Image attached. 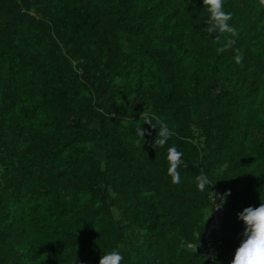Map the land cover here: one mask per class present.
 <instances>
[{"label": "trees", "instance_id": "1", "mask_svg": "<svg viewBox=\"0 0 264 264\" xmlns=\"http://www.w3.org/2000/svg\"><path fill=\"white\" fill-rule=\"evenodd\" d=\"M224 10L219 53L203 0H0V264H209L214 202L231 264L264 201V6Z\"/></svg>", "mask_w": 264, "mask_h": 264}, {"label": "clouds", "instance_id": "2", "mask_svg": "<svg viewBox=\"0 0 264 264\" xmlns=\"http://www.w3.org/2000/svg\"><path fill=\"white\" fill-rule=\"evenodd\" d=\"M203 3L209 12V16L206 19L207 27H205V31L210 35L216 33L215 40L218 43L224 34H229L232 37V39H228L222 47L217 49L219 53H223L232 47L235 39L239 36L237 28L229 23L232 20V13L224 10V0H203ZM259 4L264 6V0H259ZM234 60L237 64H241L244 60V56L239 49H236ZM144 115L145 113L141 117ZM145 123L150 124L153 129H159L153 146H164L173 135V132L166 123H161L158 120L159 127H157V125L152 123V118L146 119ZM148 134L150 135V133ZM145 135V130L142 126L139 127L137 129L139 139L136 141L138 145L141 141L145 143ZM182 156L183 153L175 146L169 147L167 150V159L169 162L168 175L171 177L173 184L181 183V175L178 169L183 164ZM196 181L197 187L201 191L206 186L211 185L209 177L204 173H200L196 177ZM228 195H230V192ZM237 215L238 219L243 221L245 227L242 233L243 239L235 252L231 264H264V201L261 202L259 207H246ZM123 260L124 257L121 253L113 249L108 254L101 256L99 264H122Z\"/></svg>", "mask_w": 264, "mask_h": 264}, {"label": "built area", "instance_id": "3", "mask_svg": "<svg viewBox=\"0 0 264 264\" xmlns=\"http://www.w3.org/2000/svg\"><path fill=\"white\" fill-rule=\"evenodd\" d=\"M224 215V207L219 203L214 202L211 220L205 229V233L203 234L204 247H202V252L208 257L209 264H218V251L216 250V247H214L213 242H220V237L222 235L221 227Z\"/></svg>", "mask_w": 264, "mask_h": 264}]
</instances>
